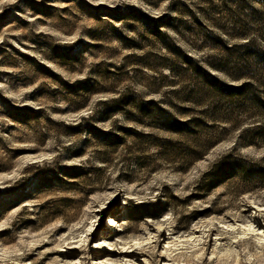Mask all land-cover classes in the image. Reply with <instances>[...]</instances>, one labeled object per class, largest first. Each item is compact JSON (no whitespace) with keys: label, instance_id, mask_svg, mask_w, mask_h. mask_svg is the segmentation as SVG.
<instances>
[{"label":"rangeland","instance_id":"obj_1","mask_svg":"<svg viewBox=\"0 0 264 264\" xmlns=\"http://www.w3.org/2000/svg\"><path fill=\"white\" fill-rule=\"evenodd\" d=\"M247 43L264 0H0V264H264V118L199 71Z\"/></svg>","mask_w":264,"mask_h":264},{"label":"trees","instance_id":"obj_2","mask_svg":"<svg viewBox=\"0 0 264 264\" xmlns=\"http://www.w3.org/2000/svg\"><path fill=\"white\" fill-rule=\"evenodd\" d=\"M240 48L245 49L248 55L249 66H246L244 69L248 70V67L252 66L253 62H257V64L262 63L264 68V48L252 47L250 43L242 44ZM226 49L229 51L231 50V48L227 46ZM187 61L191 63L192 59L187 57ZM199 71L204 75L206 81L216 86L217 91L227 99L228 106L224 111L225 118H223L226 122H228L229 119L231 120V116H233L237 110L246 112L247 114L256 113L259 116L262 115V118H264V83H259V80L254 79L255 77H250L246 74H236L233 77L235 80H240V82L231 84L226 83L202 67H199ZM161 111H164V109H161ZM204 124L205 121L201 117L191 116L185 120L171 117L164 128L183 138L191 137L194 144L189 147L188 151L191 153L192 158L197 159L203 156V152L199 153V150L205 146L207 141L209 143L211 140L209 135H207V140L201 138L200 129H203ZM247 131L248 129H246L245 134ZM254 135L255 136L248 135V144L254 143L257 138L264 139V128L257 131Z\"/></svg>","mask_w":264,"mask_h":264},{"label":"bare ground","instance_id":"obj_3","mask_svg":"<svg viewBox=\"0 0 264 264\" xmlns=\"http://www.w3.org/2000/svg\"><path fill=\"white\" fill-rule=\"evenodd\" d=\"M112 221H114V224H116V225L118 224V223L116 222V220H112Z\"/></svg>","mask_w":264,"mask_h":264}]
</instances>
